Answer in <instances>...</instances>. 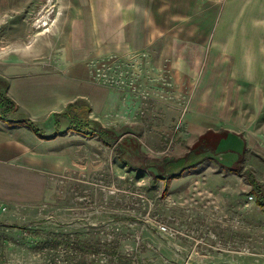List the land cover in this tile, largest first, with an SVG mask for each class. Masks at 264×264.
I'll list each match as a JSON object with an SVG mask.
<instances>
[{
  "label": "crops",
  "instance_id": "obj_1",
  "mask_svg": "<svg viewBox=\"0 0 264 264\" xmlns=\"http://www.w3.org/2000/svg\"><path fill=\"white\" fill-rule=\"evenodd\" d=\"M186 5V0H120L114 13L98 12L96 22L88 21L71 51L50 65L26 62L14 53L6 56L0 76L13 108L3 115L0 107V198L10 200L4 187L17 196L18 178L10 175L21 173L28 158L82 156L98 158L100 168L146 185L153 199L157 194L176 201L175 208L181 207L172 211L186 207V215L201 222L213 212L226 219L240 213L246 239L253 223L264 222V207L256 199H246L243 207L244 201L236 198L240 191L254 192L246 170L254 175L258 170L250 169L251 161L259 166L264 155V129H258L256 139L248 128L255 115L246 103L248 83L259 99L253 109L264 119V49L251 52L242 24L236 28L241 31L231 34L233 28H227L229 37H220L227 16L223 11L213 22L218 2L205 19L201 38L187 37V23L180 24L177 17ZM203 6L202 13L208 11ZM101 62L113 63L123 86L95 81ZM219 78H227L228 86ZM128 82L147 92L148 99L132 93ZM66 112L77 113L103 136L69 130ZM21 120L35 123L43 136ZM236 166L241 167L240 181H235ZM220 168L232 177L220 181ZM203 170L215 174L192 181ZM221 225L213 224V231L230 233ZM253 232L262 235L252 244L264 246V225Z\"/></svg>",
  "mask_w": 264,
  "mask_h": 264
},
{
  "label": "rangeland",
  "instance_id": "obj_2",
  "mask_svg": "<svg viewBox=\"0 0 264 264\" xmlns=\"http://www.w3.org/2000/svg\"><path fill=\"white\" fill-rule=\"evenodd\" d=\"M186 1V12L181 11L177 17L180 24L187 23V37L201 38L205 19L218 2V14L212 21L217 23V16L219 20L223 11L227 16L220 37H229L227 28H233L229 32L232 34L241 31L236 28L244 25L242 33L251 43L248 47L251 52L257 55V50L264 49V0ZM119 3L120 0H0V73L3 60L12 53L26 62L52 64L58 56L71 51L77 32L87 28L88 21L96 22L98 12L114 13ZM202 4L208 11L202 13ZM170 10L174 18L173 6ZM104 65L113 67V63ZM220 70L224 73L225 68ZM219 81L228 86L227 78ZM4 84L0 76V93L5 92ZM251 85L246 83V103L256 118L248 128L258 139L264 119L253 109V103L259 99ZM258 159L262 163L257 166L251 161L250 168L258 171H253V175L246 170L245 176L247 180V173L255 176L260 191H240L236 198L244 201L243 207L249 194L255 201L260 193L264 201V155ZM100 163L98 158L88 161L82 156L72 160L28 158L21 173L10 175L18 178L19 190L15 196L4 187V194L10 200L0 198L5 208L0 210V264H111L108 262L111 256L104 250L95 257L89 251L74 254L72 246L66 243L76 240L96 243L95 249L110 243L119 257L132 260V264H264V246L252 244L258 243L262 235L253 231L264 222L253 223L246 239V221L240 213L226 219L213 212L201 222L192 214L186 215V207L183 211H172L178 204L176 201L157 194L153 199L146 185L102 169ZM249 165L246 160V169ZM234 169L235 181L242 180L241 172L238 174L241 167ZM213 174L203 170L191 178L192 181L210 178ZM217 174L220 181L232 177L221 168ZM213 224L227 225L230 233H215ZM160 225L169 227V232L162 231Z\"/></svg>",
  "mask_w": 264,
  "mask_h": 264
},
{
  "label": "trees",
  "instance_id": "obj_3",
  "mask_svg": "<svg viewBox=\"0 0 264 264\" xmlns=\"http://www.w3.org/2000/svg\"><path fill=\"white\" fill-rule=\"evenodd\" d=\"M4 86L6 87V84H4ZM1 92L2 93H0V107L2 108L1 112L4 115V114H7V112H9L10 110H12L13 103L10 99H8V97L5 96L4 91H1ZM71 106L72 105H70V107ZM67 113H69V112H66V114ZM67 115L70 116V118H69V121H70L69 130H73L74 132H76L78 134H82L86 137H91L94 134H98L100 136H103L102 131H98V129H95L93 127L88 128L86 121H85L86 125H84L83 120L80 118V116L77 113L74 114V112H70V114H67ZM18 123L26 125L27 127H29L36 135L43 136L41 130L32 121L21 120ZM104 142H106V140H104ZM247 174H248V176H247L248 181L250 182L252 187L255 190H259L260 184L254 179V177L251 174H249V173H247ZM258 195H259V198H257L256 202L259 206L264 207V201H262V196L260 193H258ZM66 244H68V245L70 244L72 246L70 249L76 255L80 254L78 251H80V252L89 251V253L93 254V256L95 257L98 253H100L102 250H104L105 253H107L111 256L108 260V262H110L111 264H117V263L118 264H132V262H133L132 260H129V259L123 260V258L119 257L118 253L112 249L113 247L110 243L102 245L101 249H95L96 243L94 245L91 242H80L78 240H76L74 243L73 242H71V243L67 242Z\"/></svg>",
  "mask_w": 264,
  "mask_h": 264
},
{
  "label": "built area",
  "instance_id": "obj_4",
  "mask_svg": "<svg viewBox=\"0 0 264 264\" xmlns=\"http://www.w3.org/2000/svg\"><path fill=\"white\" fill-rule=\"evenodd\" d=\"M95 79L97 80V82H100L102 84H105L109 87H121L124 85V82L122 81L121 77L119 76V74L116 72L115 70V66H106L104 65V67L99 68L98 72L95 75ZM127 87H129L128 89L136 94L137 96H139L142 99H145L147 97L146 94L142 93L139 90V87H137V85L128 82L127 83ZM148 99V97L146 98ZM252 196H248V200H252ZM0 210H5L4 207H2V204H0ZM160 229L164 232H169V227L165 226V225H160Z\"/></svg>",
  "mask_w": 264,
  "mask_h": 264
}]
</instances>
